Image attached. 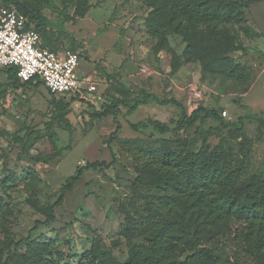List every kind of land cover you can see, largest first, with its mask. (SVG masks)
Returning <instances> with one entry per match:
<instances>
[{"label":"rangeland","instance_id":"obj_1","mask_svg":"<svg viewBox=\"0 0 264 264\" xmlns=\"http://www.w3.org/2000/svg\"><path fill=\"white\" fill-rule=\"evenodd\" d=\"M66 1L53 0L59 12L42 8L53 25L49 37L61 55L80 53V74H88L97 83V91L84 98L57 99L67 105L59 110L45 88L17 85L0 73L2 264L11 242V250L18 253L16 264L26 261L20 258L25 254L36 258L25 242L28 238L45 253L47 260H38L39 264H105L108 256L114 264H126L129 241L119 233L126 216L134 212V199L148 191L139 181L134 160L139 148L130 140L139 139L147 146L180 138L190 141L195 152L204 141L211 150L221 143L234 169L244 163L239 187L254 175L264 176V125L260 123L264 121V0L244 10L256 31L251 38L241 34L246 53L230 55L247 72L246 81L205 75L199 62L183 61L173 72L172 54L154 50L156 41L146 28L151 9L141 0H77L63 15L60 11ZM78 10L84 14H77ZM168 39L173 53L182 55L186 48L182 38L173 34ZM143 94L161 101L175 99L189 115L203 105L235 127L224 128L206 119L202 125L198 122L178 131L181 110L152 100L133 113L121 105L120 112L94 116L115 100L141 99ZM151 120L166 123L170 133L161 135L151 125L140 131L132 128ZM118 124L122 130L113 138ZM87 162L106 166L85 171L55 209L56 222L46 223L48 206ZM137 227L131 229L130 241L135 244L143 242ZM218 239L222 241V236ZM95 247L93 254L82 259Z\"/></svg>","mask_w":264,"mask_h":264},{"label":"trees","instance_id":"obj_2","mask_svg":"<svg viewBox=\"0 0 264 264\" xmlns=\"http://www.w3.org/2000/svg\"><path fill=\"white\" fill-rule=\"evenodd\" d=\"M76 1L64 2L65 9L60 11L61 14L64 15L66 9ZM141 1L151 9L146 28L149 36L156 41L154 50L156 53L164 51L172 54L173 72L180 69L183 61L199 62L205 75L238 81L248 79L245 69L237 65L230 55L239 51L246 53L247 49L242 47L240 41L241 34L251 38L256 31L244 10H249L252 4L262 0ZM11 6L28 18L41 36L42 47L56 52L54 41L49 37L53 25L42 12L43 7L59 12L53 0H0V9ZM77 14L83 15L84 11L78 10ZM173 34L179 35L186 44L182 55H175L170 47L168 36ZM0 73L14 84L41 87L32 82L21 83L14 68L0 69ZM50 95L57 109L63 110L67 106L58 101L64 98ZM74 99L77 98L71 100ZM149 100L161 106L172 104L181 110L176 127L178 131H187L198 122L202 125L206 119L224 128L235 127L234 123L222 119L217 111L203 105L189 115L175 99L161 101L152 94H143L141 99L129 101L115 100L112 105L95 111L94 116L101 118L120 112L121 105L133 113L140 106L147 105ZM242 121L240 118L239 123ZM260 123L264 125V121ZM148 125L161 135L171 131L166 123L157 120L133 124L132 128L140 131L147 129ZM121 130L122 125L118 124L112 137L118 136ZM129 143L139 148L138 153H134V160L141 174L139 181L148 191L134 199L131 204L134 212L126 216V224L119 233L120 237L129 241L126 264H244L246 260L264 264L262 174L250 177L239 187L244 163L234 169L221 143L211 150L204 141L198 152L194 151L190 141L180 138L162 139L147 146L139 139L130 140ZM246 158L247 154L244 156ZM101 166L106 165L87 162L77 168L76 174L61 189L56 202L48 206L46 223L56 222L55 209L63 204L66 194L83 173ZM135 225L138 226V236L143 240L139 244L130 241L131 229ZM219 236H222V241L218 239ZM22 241L24 239L20 243ZM25 242L37 257L22 255L20 258L26 260L22 264H39L38 260H47L38 245H33L29 238ZM13 244L8 243L5 247L8 257L4 264H8V261L16 264L18 253L11 250ZM95 250L96 247L85 253L82 259L88 258ZM3 256L0 248V264ZM105 264H114L111 256L106 258Z\"/></svg>","mask_w":264,"mask_h":264},{"label":"built area","instance_id":"obj_3","mask_svg":"<svg viewBox=\"0 0 264 264\" xmlns=\"http://www.w3.org/2000/svg\"><path fill=\"white\" fill-rule=\"evenodd\" d=\"M79 52L61 55L42 47L41 36L15 6L0 9V69L16 70L21 83L40 84L65 99L97 91L88 74H80Z\"/></svg>","mask_w":264,"mask_h":264}]
</instances>
